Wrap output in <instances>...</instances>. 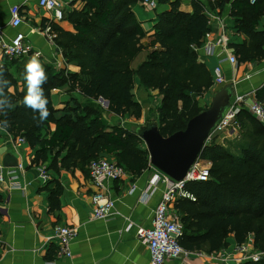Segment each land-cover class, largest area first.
Listing matches in <instances>:
<instances>
[{"label": "trees", "instance_id": "trees-1", "mask_svg": "<svg viewBox=\"0 0 264 264\" xmlns=\"http://www.w3.org/2000/svg\"><path fill=\"white\" fill-rule=\"evenodd\" d=\"M135 2L71 0V9L63 18L72 24L73 31L49 23L64 59L79 70L73 73L42 67L47 80L41 87L49 113L43 121L22 102L25 83L19 91L12 74L0 69L9 82L6 87L0 79V87H6L13 104L0 113V122L7 121V126L1 127L13 139H25L34 150L33 164H46L48 170L56 172L79 169L86 174L92 160L108 155L134 175L148 169L149 153L135 129L109 122V116L140 119L141 104L132 91L136 78L139 85L160 96L156 115L164 137L184 129L189 119L206 109L200 99L215 86L213 75L193 48L201 46L204 35L211 31L204 3L192 0V11L184 12L179 0L171 2L169 10L157 15L153 34L148 36L132 11ZM207 4L220 10L225 7L223 0H208ZM229 15L237 34L246 37L242 43L230 44L238 62L264 61V28L258 29L264 0L253 4L231 0ZM144 49L148 51L145 60L132 67ZM64 85L84 101L73 100V105H67L64 114L56 117L51 92ZM13 86L14 91H9ZM253 95L264 106V83ZM99 98L108 102L105 109L96 104ZM236 121L239 129L234 139L244 140L238 153L216 139L209 141L199 159L210 163V179L188 182L185 190L194 200L178 198L173 203L182 223L178 242L189 252L210 255L227 247L229 236L237 245L252 236L253 251L264 252V124L244 106L237 111ZM61 193L59 184L49 190L51 208L58 207ZM237 264H264V257Z\"/></svg>", "mask_w": 264, "mask_h": 264}, {"label": "crops", "instance_id": "crops-1", "mask_svg": "<svg viewBox=\"0 0 264 264\" xmlns=\"http://www.w3.org/2000/svg\"><path fill=\"white\" fill-rule=\"evenodd\" d=\"M61 1L65 4L64 13L71 9L68 0ZM173 1L176 0H158V5L154 9L146 7L138 0L132 5L136 19L148 36L153 34L157 15L169 10ZM200 1L205 5L207 17L212 16L210 24L212 41L220 42L214 54H207L204 47L198 50L199 59L212 71L227 53L232 52L230 44L242 43L246 37L237 34L234 20L229 15V4L224 2L225 7L220 10L217 6L209 7L208 0ZM38 2L39 0H0L1 35L5 38L11 37L16 31L22 32L34 48L41 52L38 60L42 67L50 66L55 70L66 69L77 73L78 66L66 62L55 43L56 32L53 29L51 32L45 30L46 27L51 28L50 23L66 31H73L72 24L64 18L60 21L53 19V13L40 7ZM179 2L181 11H192V0ZM12 6L19 8L22 18V23L17 28L10 24ZM263 28L264 16L259 20L258 29ZM235 34L238 40H234ZM145 41L147 39H144ZM147 52V49L142 50L134 59L135 66L132 63V67L135 68L144 61ZM29 61L25 58L12 60L5 58L0 44V69L12 74L19 91L23 87L20 77L23 76L25 65ZM221 66L224 84L233 82L239 95L251 97L264 83V61L239 63L238 66L223 61ZM135 84L139 85L138 78ZM214 87L206 95H209ZM9 91L13 92L14 86L10 87ZM80 98V94L70 91L68 85L52 90L51 101L57 110L55 116H62L64 108L67 105L72 106L73 100ZM49 129L53 131L54 125L50 124ZM45 130L46 128L42 131L43 135ZM229 138L232 137L227 139ZM12 142L13 137L0 126V165L4 167L5 177L3 182H0V264H149V251L138 240L136 230L139 226L146 228L151 226L155 207L166 189L163 182L152 183L155 178V170L152 167L143 170L139 175L128 171L123 179L109 181L107 195L114 200L115 208L109 218L95 219L92 202L95 188L88 168L86 174L79 169L74 171L61 169L59 172L49 170L50 179L43 183L38 178L39 165L32 163L34 150L27 142L13 148ZM7 154L22 165V171L17 170L14 175L6 174L7 169H17L3 165ZM105 157L114 160L113 156ZM56 184L62 187V193L58 198V207L51 208L49 190ZM128 224H131V227L127 230ZM58 225L68 226L77 231L70 245V257L57 255L56 240L53 236L54 228ZM228 239V250L231 252L235 241L232 236ZM238 257V253L231 254L230 262L225 264L239 263ZM167 264L223 263L192 253L187 258L169 261Z\"/></svg>", "mask_w": 264, "mask_h": 264}, {"label": "built area", "instance_id": "built-area-1", "mask_svg": "<svg viewBox=\"0 0 264 264\" xmlns=\"http://www.w3.org/2000/svg\"><path fill=\"white\" fill-rule=\"evenodd\" d=\"M138 1L152 9L156 8L158 5V0ZM248 1L251 4L255 2V0ZM38 3L40 7L53 13V19L59 21L63 19L65 4L61 0H39ZM10 16L11 26L17 28L22 23V18L17 6H12L10 8ZM211 18L212 16L208 18L209 25L211 24ZM45 30L51 32L50 27H46ZM211 34V31L207 32L203 37L201 46H195L193 48L198 52L200 47H204L207 54H214L215 48L219 46L220 42L212 41ZM0 44L2 55L9 60L20 58L31 60L33 56H36L38 59L42 55L41 52L35 49L28 41L26 35L19 31H16L11 37L5 38H3L0 32ZM224 46L225 45H223V48ZM223 61L233 66H238L239 64L233 52L227 53L212 70L214 85L216 86L224 84L225 81L221 66ZM242 106L246 107L249 113L261 124H264V106L262 103L254 99V95L250 97L249 95H239L236 93L231 100L229 108L226 110L223 118L213 132H217L218 135L225 134L229 137H235L239 129L236 121V113ZM25 142L24 138L17 137L13 139L12 147H20ZM3 168L4 167L0 165V182H3L5 179ZM87 168L89 170L92 185L95 188V192L92 195V202L94 204L93 217L95 219H107L112 215L115 208L114 200L107 195V183L109 181L123 179L128 171L115 161L108 160L106 157L92 160ZM153 169L155 170V178L152 180V183L158 184L159 182H163L166 185V189L155 207L151 226L148 228L139 226L136 230L138 240L141 241L149 251V264H167L169 261L187 258L192 253L208 257L209 259L223 264L227 263L225 248H222L217 253L204 255L200 252H189L178 242V237L182 231V223L177 213L172 209L173 203L178 198L194 200V196L185 190V185L188 182H201L210 179L209 165L196 161L190 167L182 181H174L155 168ZM17 170H23L21 164H18L17 169H7L6 174L14 175ZM37 173L39 180L43 183L50 179L49 170L45 164L37 167ZM130 227L131 224H128L126 229L128 230ZM76 234V229L68 226L58 225L54 228L53 239L56 240V252L59 257L71 256L70 245ZM236 250L239 255L237 260L240 262L244 260L258 261L264 257V252H254L251 248L246 247L245 244L238 245ZM257 257H259V259H257Z\"/></svg>", "mask_w": 264, "mask_h": 264}, {"label": "water", "instance_id": "water-1", "mask_svg": "<svg viewBox=\"0 0 264 264\" xmlns=\"http://www.w3.org/2000/svg\"><path fill=\"white\" fill-rule=\"evenodd\" d=\"M229 4L231 0H223ZM210 97L208 108L189 119L182 130L164 137L157 122L152 119L135 128V133L144 142L149 153L151 167L174 181H182L190 167L199 159V155L211 134L223 118L236 94L235 84L228 82L218 86ZM100 101L107 106L108 102ZM5 167H17L18 163L10 154L4 158Z\"/></svg>", "mask_w": 264, "mask_h": 264}, {"label": "rangeland", "instance_id": "rangeland-1", "mask_svg": "<svg viewBox=\"0 0 264 264\" xmlns=\"http://www.w3.org/2000/svg\"><path fill=\"white\" fill-rule=\"evenodd\" d=\"M234 40H238L237 35H234ZM233 37V36H232ZM133 66H135V64L133 63ZM20 79L22 80V84H24V80H23V76L20 77ZM218 86H215L211 92H209V95H205L203 99H200V105L203 107L208 108L210 105V95L211 93L214 91V89H216ZM133 94H134V98L135 100H137L140 104H141V117L140 119L136 120L133 117L126 115L123 118H117L115 116H109V122L111 124L114 123H120L123 126H126L130 129H135L138 125L140 124H144L145 122L152 120L156 118V122L157 121V115H156V110L160 105V96L156 91H151V90H147L145 89L143 86L141 85H136L134 84L133 87ZM81 99V98H80ZM78 101V100H77ZM80 101H84L83 99H81ZM97 105L100 104L104 109H105V104L102 101H97L96 103ZM104 115L106 116L107 114L104 113ZM241 136V135H240ZM229 136L223 134V135H218L217 132H213L210 136V138L208 139L207 143H209V141H211L212 139H218L219 143L222 142L221 144H223L224 146L228 147L231 146V148L233 149L232 152L234 153H238V151L240 150L241 146L243 145V139L238 138V139H234L235 137L229 138L227 139ZM206 143V144H207ZM108 160H110L108 158ZM111 161H115V160H111ZM200 163H204V164H208L210 167V163L207 162L206 160H202V159H198L197 160ZM231 236H229L228 238H230ZM227 238V243H228V239ZM252 242H253V237L250 236L247 240V242H245L244 244L246 245V247L251 248V250H253L252 248ZM238 245L235 243L234 247L232 248L231 252L228 250L229 249V243L228 246L225 247L226 250V260L227 263L230 262L229 258L231 254H236L237 250L236 247ZM218 252V251H217ZM215 252V253H217ZM204 254V253H203ZM206 255V254H204Z\"/></svg>", "mask_w": 264, "mask_h": 264}, {"label": "clouds", "instance_id": "clouds-1", "mask_svg": "<svg viewBox=\"0 0 264 264\" xmlns=\"http://www.w3.org/2000/svg\"><path fill=\"white\" fill-rule=\"evenodd\" d=\"M0 79H2L3 85L7 87L9 82L3 78L2 73H0ZM23 80L26 86V94L22 101L24 106L30 108L34 114L38 113L39 121L45 120L49 113L46 107L47 99L44 96L41 85L47 80V76L36 56H33L26 63ZM6 87H0V113L4 112L5 109H11L13 107L10 97L5 93ZM0 126L6 127L7 121L0 122Z\"/></svg>", "mask_w": 264, "mask_h": 264}]
</instances>
